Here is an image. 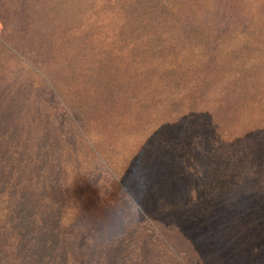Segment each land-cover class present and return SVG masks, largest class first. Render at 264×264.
I'll list each match as a JSON object with an SVG mask.
<instances>
[{"label": "rangeland", "instance_id": "rangeland-1", "mask_svg": "<svg viewBox=\"0 0 264 264\" xmlns=\"http://www.w3.org/2000/svg\"><path fill=\"white\" fill-rule=\"evenodd\" d=\"M0 192L38 260L264 264V0H0Z\"/></svg>", "mask_w": 264, "mask_h": 264}, {"label": "trees", "instance_id": "trees-1", "mask_svg": "<svg viewBox=\"0 0 264 264\" xmlns=\"http://www.w3.org/2000/svg\"><path fill=\"white\" fill-rule=\"evenodd\" d=\"M226 23L228 24V21ZM240 24L241 23H239L238 25ZM231 84L235 86L238 85L239 83L236 80H233ZM2 198H3V194L0 192V207L3 205L6 208L5 211L0 213V264H59V262H61V264H67V263L82 264V258H80L77 255L73 256L68 252L62 253L65 257H58L56 259H52L51 257H43L41 260H38V258L31 251L30 246L21 245L16 240L17 233L19 237L20 234H19V230L15 228L14 221L17 218H21V217H23L24 220H29L31 213L28 210H26L27 205H25L21 209H17L16 208L17 206L12 207L11 203L7 199H5L6 202H1ZM98 232L100 233V231ZM111 243L115 244L116 240H111ZM88 244H92L90 246H94V239H92ZM26 245L28 244L26 243ZM80 248L82 249V253H86V254L92 248L94 249V247H90L91 248L90 249L89 246L87 247L85 245H81ZM113 248L114 247L110 249ZM97 254L99 255V253ZM90 256L91 255H88V257Z\"/></svg>", "mask_w": 264, "mask_h": 264}]
</instances>
